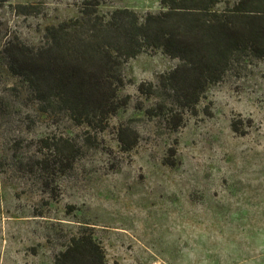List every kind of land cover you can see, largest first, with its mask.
Segmentation results:
<instances>
[{
  "label": "rangeland",
  "instance_id": "1",
  "mask_svg": "<svg viewBox=\"0 0 264 264\" xmlns=\"http://www.w3.org/2000/svg\"><path fill=\"white\" fill-rule=\"evenodd\" d=\"M84 1L0 0V264H54L80 232L99 242L105 264H264V62L237 60L173 130L145 112L159 99L137 86L179 61L147 50L124 65L130 101L106 130L75 125L40 110L3 47L42 44L45 27L80 16ZM117 8L142 20L161 4L101 0L98 11ZM121 125L136 131L131 151L120 148ZM53 142L75 146L70 165Z\"/></svg>",
  "mask_w": 264,
  "mask_h": 264
},
{
  "label": "trees",
  "instance_id": "2",
  "mask_svg": "<svg viewBox=\"0 0 264 264\" xmlns=\"http://www.w3.org/2000/svg\"><path fill=\"white\" fill-rule=\"evenodd\" d=\"M221 1L160 0L161 11L140 20L127 8L100 14L101 0H87L80 16L46 26L42 44L8 41L3 52L9 71L25 80L42 112L60 110L75 125L103 132L130 101L121 94L124 65L142 52L161 50L179 63L156 83H139L137 90L144 99H159L145 112L176 130L184 114L197 115L208 87L219 83L233 63L245 57L264 62V0L215 9ZM117 137L125 152L138 140L136 131L122 125ZM53 145L67 165L74 161L72 143ZM54 264H105V255L91 233L80 232L69 237Z\"/></svg>",
  "mask_w": 264,
  "mask_h": 264
}]
</instances>
